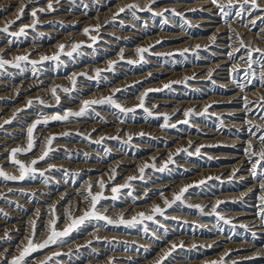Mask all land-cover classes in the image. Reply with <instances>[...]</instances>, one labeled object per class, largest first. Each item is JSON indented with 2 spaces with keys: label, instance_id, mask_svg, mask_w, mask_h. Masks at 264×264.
I'll return each mask as SVG.
<instances>
[{
  "label": "rangeland",
  "instance_id": "rangeland-1",
  "mask_svg": "<svg viewBox=\"0 0 264 264\" xmlns=\"http://www.w3.org/2000/svg\"><path fill=\"white\" fill-rule=\"evenodd\" d=\"M17 1L20 3L17 4ZM203 1L209 0H0V30L8 27L7 32L0 31V58L9 62L0 68V117L2 118H0V170L8 176L17 177L16 180H5L3 176H0V193L3 192L0 194V233L2 234L0 236L2 241H0V257L5 256L4 259L0 258V264H9L14 258H18L27 246L28 239H33L34 244L47 240L51 235L53 219L56 221L55 230L63 231L72 222L69 214L71 217L79 218L85 212L91 211L89 190L92 195L102 197L96 204V211L115 223L108 224L104 220L95 219L87 220L73 230L69 236L59 238L56 243H49L47 247L32 251L25 257L23 264H111L112 261L114 262L112 264H116L113 257L112 260L110 259L116 253L115 256L125 257L122 258V264H157L168 252L171 254L163 259L162 264H175L176 262L180 264L188 262L264 264V221L259 216V213L264 210V204L260 200V197L264 196V190H261L260 184L264 181L254 178L252 174L254 167L257 177L264 174V160L258 155L264 151V143H260L259 140V137L264 135V106H262L264 105V97H262L264 96L262 92L264 91V62H261L259 53L254 51L257 48L264 50V0H257L258 8H253L250 3L244 4V0H232L233 6L226 7V11L230 13L227 17H222L212 0L205 8L200 7L199 3ZM218 2L228 5V0H218ZM49 4L53 6L52 10L48 8ZM132 5L136 7L129 8ZM21 8H23V15L18 16ZM120 8H125V11L119 12ZM31 9L38 13L35 17L38 22L35 24ZM238 11L241 13L239 16L236 15ZM28 12L31 14L28 15ZM103 14L105 17L102 16ZM76 15L79 19L75 18ZM52 16L61 18V20ZM64 16L68 17L65 19ZM86 20V24L79 23ZM215 27L217 31L213 30ZM21 28H24L25 32L19 35ZM85 29L89 30L87 34L84 32ZM64 36L68 40L64 39ZM209 36L212 41L207 40ZM195 37L197 38L194 40ZM217 37L226 38L223 41H217L214 39ZM241 37L242 39H239ZM243 38L245 47H241L240 44ZM247 38L251 39L250 44ZM59 40H61L60 43ZM184 41H188L189 45L183 46ZM224 44L228 45L225 47ZM61 45H64L63 49L60 48ZM74 45L78 47L74 49ZM31 46L35 47L34 52L29 51ZM141 48L148 49V51L139 53L137 50ZM26 49L29 52H26ZM127 49L131 50L130 53H121ZM231 49L234 51L231 52ZM249 49L253 50L251 62L248 56ZM23 55L28 56V61L19 62L20 66L14 67L13 65L17 63L15 57ZM46 56L50 58L58 56V59H42ZM219 59H226L224 79H217L213 77L214 73L209 75L204 70L199 73L189 71L192 67L206 66ZM29 61H34L35 64ZM237 62H240V66ZM149 69L155 70V73L146 75L145 72ZM163 71L167 74L163 75ZM166 85L169 87H165ZM231 86L233 87L230 88ZM238 87L241 88L240 91ZM53 90H55V95H53ZM233 94H236L242 103L240 107L233 105L235 100L226 103L218 102ZM259 94L260 96H257ZM108 97H111L126 111L121 112L112 104L97 103L90 105L84 115H71V113L81 111L84 101H101ZM141 99H143L142 106ZM209 99H214V101L209 103L207 101ZM22 101L25 104H22ZM179 102L182 105L173 110L172 108ZM234 107L240 108L242 114L230 115V113L217 114L216 112L220 109L233 110ZM190 110V115L185 116L184 113ZM255 111L256 114H254ZM65 114H69L66 120L53 119L55 116L63 117ZM4 120L10 122L5 123ZM185 120L187 123L183 122ZM238 122L242 124L237 125ZM34 124L35 128L32 127ZM140 124H142L141 128L137 127ZM149 127L151 128L148 129ZM29 129H32L33 146L31 150L28 148ZM50 129L53 131L49 132ZM150 131L152 134L149 133ZM207 131L215 133L210 135L211 141L204 142V145L197 148L199 149L197 154V151L193 150H197L195 148L200 140L204 141L203 137L208 135H205ZM192 136L193 141L190 140ZM52 137L55 138L49 145L48 140ZM69 144L73 149L68 147ZM162 148L165 151L160 154V157L151 156L155 150ZM17 149L19 151L13 157L11 154ZM45 151L48 155L40 160L39 157ZM230 154L243 160V168L245 166V171L247 170L244 172L245 179L237 180L229 171L221 175L216 171V169L233 163L231 160L234 158L230 159ZM166 156L170 157L169 160L165 159ZM13 159L29 169L23 179H19L21 170L18 164L12 162ZM130 159L135 163L130 166L126 165L125 162H132ZM135 159L142 160L136 162ZM33 160L38 162L33 165ZM115 160H120L122 163L113 166ZM253 162H256L255 166ZM31 169L35 170L31 171ZM199 171L200 174H198ZM92 175H96V178ZM195 176V179H191ZM182 179L183 184L179 183ZM200 181L204 183L200 184ZM88 182H90L89 185ZM164 182L167 185L159 187ZM187 185H193V187L184 193L181 200L172 203L175 195ZM89 186H91L90 189ZM245 186L253 187L252 190L250 189L254 193H252L254 196L252 211L245 203V199L239 197L240 192L244 188L247 189ZM113 188L117 191L113 192ZM143 189L147 191L144 192ZM74 197L76 198L73 199ZM204 199L209 200L204 201ZM53 200L54 204H50ZM165 200L171 203V207L165 204ZM217 201L223 203L217 206ZM155 207H159L163 215L155 213L153 211ZM234 212L247 213L251 219L256 217L253 220L258 223V229L262 231L252 235V231H248L249 226L240 225L239 219H236L237 222L231 219V214ZM140 213H143L145 217L151 216L152 219H144L139 215ZM121 218L124 221H132L135 218L138 222L132 225L121 224L119 223ZM225 219L229 223H225ZM33 222L35 223L34 228ZM212 237L216 239L214 244L209 243ZM227 240H230L229 243ZM237 244L244 246L247 244L245 247L251 246V250H245ZM170 245H176L175 250H170L172 248ZM256 249L259 252L255 255Z\"/></svg>",
  "mask_w": 264,
  "mask_h": 264
},
{
  "label": "bare ground",
  "instance_id": "bare-ground-1",
  "mask_svg": "<svg viewBox=\"0 0 264 264\" xmlns=\"http://www.w3.org/2000/svg\"><path fill=\"white\" fill-rule=\"evenodd\" d=\"M22 1V0H21ZM30 1V0H29ZM57 1V0H56ZM11 2H13V1H11ZM27 2V1H26ZM25 2V3H26ZM51 2V1H50ZM53 2V1H52ZM59 2V1H58ZM208 2H210V0L209 1H203V2H200L199 3V5H200V7H203V8H205L206 6H207V4H208ZM1 3V2H0ZM7 3H9V2H7ZM14 3V2H13ZM18 3H20V2H18L17 1V4ZM24 3V4H25ZM47 3V2H46ZM60 3V2H59ZM63 3V2H62ZM66 3V2H65ZM261 3V2H260ZM38 4V3H37ZM53 4V3H52ZM22 5V4H21ZM54 5V4H53ZM59 5H61V4H59ZM64 5V4H63ZM191 5V4H190ZM196 5V4H195ZM210 5H211V3H210ZM44 6V5H43ZM45 6H48V5H45ZM212 6V5H211ZM42 7V6H41ZM51 7H53V6H51ZM58 7V6H57ZM67 7V6H66ZM193 7V6H192ZM215 7V6H214ZM49 8V7H48ZM209 8H210V6H209ZM17 9V8H16ZM35 9V8H34ZM36 9H38V8H36ZM44 9V8H43ZM47 9V8H46ZM207 9V8H206ZM212 9H213V7H212ZM211 9V10H212ZM215 9V8H214ZM32 10V9H31ZM50 10H52L51 8H50ZM14 11V10H13ZM30 11V10H29ZM40 11V10H39ZM49 11V10H48ZM67 11V10H66ZM208 11V10H207ZM31 12H33V10L31 11ZM53 12V11H52ZM106 12H107V10H106ZM29 13L30 12H28V15H29ZM36 13H37V11H36ZM54 13H57V12H54ZM104 13H105V11H104ZM31 14V13H30ZM38 14V13H37ZM36 14V15H37ZM60 14V13H59ZM68 14V13H67ZM71 14V13H70ZM73 14V13H72ZM78 15H79V13H77ZM81 14V13H80ZM82 14H84V13H82ZM99 15H100V13H98ZM102 14V13H101ZM57 14H55V16H56ZM63 15V14H62ZM85 15V14H84ZM15 16V15H14ZM31 16V15H30ZM55 16H52V17H54L55 18ZM73 16H74V14H73ZM77 16V15H76ZM97 16V15H96ZM101 16V15H100ZM102 16H104V14L102 15ZM258 16V15H257ZM257 16H256V19H257ZM33 17V16H32ZM38 17V16H37ZM51 17V16H50ZM58 17H60L59 15H58ZM55 18V19H60L61 20V18ZM68 16H64L63 18H67ZM71 17V16H70ZM105 17V16H104ZM107 17V16H106ZM49 18V17H48ZM47 18V19H48ZM73 18V17H72ZM75 18H77V19H79V17L77 16V17H75ZM100 18V17H99ZM108 18V17H107ZM253 18V17H252ZM42 19V18H41ZM64 19V20H65ZM95 19V18H94ZM104 19V18H103ZM102 19V20H103ZM255 19V18H254ZM259 19V18H258ZM257 19V20H258ZM263 19V18H262ZM30 20V19H29ZM34 20V19H33ZM43 20V19H42ZM44 20H46V18L44 19ZM54 20V19H53ZM71 20H73V19H71ZM196 20V19H195ZM201 20V19H200ZM246 20V19H245ZM250 20V19H249ZM248 20V21H249ZM63 21V20H62ZM66 21V20H65ZM73 21H75V20H73ZM233 21V20H232ZM247 21V20H246ZM245 21V22H246ZM254 21V20H253ZM41 22V21H40ZM56 22V21H55ZM64 22V21H63ZM71 22V21H70ZM75 22H77V21H75ZM89 22V21H88ZM195 22H197V21H195ZM203 22V21H202ZM262 22V21H261ZM61 23V22H60ZM69 23V22H68ZM79 23H87V20L84 22V21H81V22H79ZM97 23V22H96ZM193 23H194V21H193ZM231 23V22H230ZM229 23V24H230ZM233 23V22H232ZM24 24V23H23ZM52 24H54V22L52 23ZM73 24V23H72ZM76 24V23H75ZM89 24V23H88ZM87 24V25H88ZM221 24V23H220ZM219 24V25H220ZM238 24V23H237ZM247 24H248V22H247ZM61 25V24H60ZM87 25H85V26H87ZM224 25V24H223ZM26 26V25H25ZM225 26H226V24H225ZM227 26H229V25H227ZM236 26V25H235ZM243 26V25H242ZM216 27H218V26H216ZM215 27V28H216ZM221 27H222V25H221ZM231 27H233V26H231ZM241 27V26H240ZM244 27V26H243ZM72 28V27H71ZM213 29L214 31L216 30L217 31V28L216 29ZM236 28V27H235ZM235 28H233V29H235ZM247 28V27H246ZM245 28V29H246ZM261 28V27H260ZM260 28H259V30H260ZM203 29V28H202ZM236 29H238V27L236 28ZM240 29V28H239ZM241 29H243V28H241ZM262 29V28H261ZM55 30V29H54ZM228 30V29H227ZM249 30V29H248ZM73 31V30H72ZM110 30H108V32H109ZM160 31V30H159ZM214 31L212 32V35L214 34ZM219 31V30H218ZM232 31V30H231ZM263 31H264V29H263ZM50 32V31H49ZM55 32V31H54ZM119 32V31H118ZM233 32H235V31H233ZM238 33H240L239 31H237ZM161 33V32H160ZM236 33V32H235ZM71 34V33H70ZM70 34H67V35H70ZM228 34V33H227ZM233 34V33H232ZM251 34H252V32H251ZM258 34H260V33H258ZM216 35V34H215ZM262 35V34H261ZM2 36V35H1ZM70 36H72V34L70 35ZM174 37H178L177 35H173ZM218 36V35H217ZM227 36V35H226ZM229 36H231V34H229ZM233 36V35H232ZM244 36V35H243ZM246 36H247V33H246ZM250 36V35H249ZM65 37V36H64ZM125 37H126V35H125ZM201 37V36H200ZM202 37H204V36H202ZM212 37V36H211ZM261 37V36H260ZM63 37H61V39H62ZM156 38H158L157 36H156ZM197 37H195L194 38V40L196 39ZM226 37H217V38H214V39H216L217 41H223L224 39H225ZM229 38V37H228ZM237 38V37H236ZM245 38V37H244ZM244 38H243V41H244ZM250 38V37H249ZM263 38V37H262ZM64 39H66V40H68V38L67 37H65ZM69 39H70V37H69ZM101 39V38H100ZM151 39V38H150ZM191 39H193V38H191ZM190 39V40H191ZM206 39V38H205ZM210 39V36H209V38L207 39V40H209ZM239 39H242V37L241 38H239ZM246 39V38H245ZM248 39V38H247ZM108 40V39H107ZM110 40V39H109ZM148 40H149V38H148ZM189 40V39H188ZM198 40V39H197ZM203 40V39H202ZM230 40V39H229ZM238 40V39H237ZM251 40V39H250ZM250 40L248 39V41H249V44H250ZM264 40V39H263ZM60 41L61 40H59L58 42L60 43ZM64 41V40H63ZM186 41V40H185ZM184 41V42H185ZM204 41V40H203ZM209 41H212L211 39L209 40ZM57 42V41H56ZM183 42V46L185 45V44H188L189 45V43H187V42H185L184 43ZM194 42H198V41H194ZM208 42V41H207ZM254 42V41H253ZM192 43V42H191ZM202 43V42H201ZM210 43H212V42H210ZM210 43H208V44H210ZM215 43V42H214ZM229 43V42H228ZM231 43H233V42H231ZM63 44V43H62ZM114 44V43H113ZM139 45H140V43H139ZM193 45V44H192ZM212 45V44H211ZM225 45V44H224ZM228 44H226L225 45V47L227 46ZM36 46V45H35ZM41 46H44V45H41ZM48 46H50V45H48ZM138 46V45H137ZM186 46V45H185ZM216 46V45H215ZM251 46V45H250ZM218 47V46H217ZM232 47V46H231ZM231 47H227V48H231ZM28 48V47H27ZM41 48V47H40ZM49 48V47H48ZM223 48H224V46H223ZM234 48H236V47H234ZM2 49H4V48H2ZM24 49H25V47H24ZM34 49H35V47H30L29 48V51H33L34 52ZM36 49H38V47L36 48ZM43 49H44V47H43ZM121 50H122V48H120ZM6 50H7V48H6ZM11 50V49H10ZM120 50V51H121ZM223 50V49H222ZM15 51V50H14ZM23 51V50H22ZM28 50L26 49V52H27ZM28 51V52H29ZM119 51V52H120ZM130 51L131 50H128L127 49V51H121V53H123V54H127V53H130ZM133 51V50H132ZM229 51V50H228ZM231 52H233L234 51V49H233V51H232V49L230 50ZM236 51V50H235ZM118 52V53H119ZM220 52V51H219ZM5 53V52H4ZM24 53V52H23ZM117 53V54H118ZM218 54V53H217ZM223 54V53H222ZM243 54V53H242ZM4 55H6V54H4ZM39 55V54H38ZM247 55V54H246ZM3 56V55H2ZM218 56H220V58L222 57L220 54L218 55ZM226 56V55H225ZM242 55H240V57H241ZM245 56V55H244ZM243 56V57H244ZM0 57H1V55H0ZM117 57V56H116ZM120 57V56H119ZM224 57V56H223ZM235 57V56H234ZM237 57V56H236ZM33 58V57H32ZM114 58V57H113ZM213 58V57H212ZM227 58H229V57H227ZM248 58V57H247ZM34 59V58H33ZM117 59V58H116ZM214 59V58H213ZM224 59V58H223ZM223 59H219V60H217V61H215L214 63H211V64H209L208 63V65H206V66H199V67H195V68H193L192 67V69L191 70H189L190 71V73H199V72H201L202 70H204V71H206V72H208V73H214V75H213V77H215V78H217V79H224L225 78V74H226V72H225V60H223ZM232 59V58H231ZM118 60H119V58H118ZM43 62V61H42ZM227 62H228V60H227ZM235 62V61H234ZM238 64H239V66H240V62H237ZM237 63H232L233 65H236ZM261 63V62H260ZM263 63V62H262ZM227 64V63H226ZM243 64V63H242ZM246 64V63H245ZM247 65V64H246ZM232 66V65H231ZM120 67V66H119ZM231 68H233V67H231ZM155 69V68H154ZM234 69V68H233ZM259 69V68H258ZM264 69V68H263ZM160 70H161V68H160ZM257 70V69H256ZM262 70V69H261ZM259 71V70H258ZM155 73V70H150L149 69V71H147V72H145V74L146 75H149L150 73ZM156 72H157V70H156ZM160 72V71H159ZM231 72V71H230ZM261 72V71H260ZM264 72V71H263ZM161 73V72H160ZM173 73H176V72H173ZM205 73V72H204ZM30 74V73H29ZM33 74V73H32ZM31 74V75H32ZM163 75H166L167 74V72L166 71H163V73H162ZM231 74V73H230ZM35 75V74H34ZM172 75H175V74H172ZM232 75V74H231ZM256 75V74H255ZM4 76V75H3ZM3 76H2V78H3ZM207 77V75H204V77ZM209 76V75H208ZM5 77V76H4ZM199 77H201V76H199ZM202 77H203V75H202ZM201 77V78H202ZM205 77V78H206ZM261 77V76H260ZM17 78V77H16ZM37 78V77H36ZM208 78V77H207ZM214 78V79H215ZM11 79H13L12 77H11ZM47 79V78H46ZM50 79V78H49ZM52 79V78H51ZM65 79V78H64ZM63 79V80H64ZM166 79V78H165ZM165 79H163V80H165ZM167 79H169V78H167ZM204 79V78H203ZM212 79V78H211ZM213 79V80H214ZM240 79V78H239ZM242 79V78H241ZM247 79V78H246ZM37 80V79H36ZM56 80V79H55ZM67 80H68V78H67ZM208 80V79H207ZM213 80L211 81V82H213ZM243 80V79H242ZM251 80V79H250ZM264 80V79H263ZM10 81V80H9ZM18 81V80H17ZM33 81H35V80H33ZM54 81V80H53ZM161 81H162V79H161ZM228 81V80H227ZM239 81V80H238ZM237 81V82H238ZM3 82H5V81H3ZM21 82V81H20ZM25 82V81H24ZM52 82V81H51ZM220 82V81H219ZM224 82V81H223ZM250 82V81H249ZM263 82V81H262ZM12 83H14V82H12ZM17 83H19V81L17 82ZM16 83V84H17ZM31 83V82H30ZM35 83V82H34ZM221 83V82H220ZM229 83V82H228ZM239 83V82H238ZM22 84V83H21ZM32 84V83H31ZM31 84H29V85H31ZM54 84V83H53ZM64 84V83H63ZM82 84V83H81ZM215 84V83H214ZM217 84V83H216ZM225 84V83H224ZM251 84V83H250ZM253 84V83H252ZM3 85V84H2ZM27 85V84H26ZM29 85H28V87H29ZM36 85V84H35ZM34 85V86H35ZM233 85V84H232ZM243 85V84H242ZM241 85V86H242ZM7 86V85H6ZM16 86V85H15ZM18 86V85H17ZM116 86V85H115ZM220 86V85H219ZM226 86H227V84H226ZM240 86V87H241ZM10 87V86H9ZM14 87V86H13ZM31 87V86H30ZM87 87V86H86ZM98 87V86H97ZM223 87V86H222ZM233 86H231L230 88H232ZM243 87V86H242ZM252 87V86H251ZM257 87H261V86H257ZM18 88H19V86H18ZM25 88V87H24ZM70 88V87H69ZM82 88H85V87H82ZM96 88V87H95ZM105 88V87H104ZM190 88V87H189ZM228 88V87H227ZM264 88V87H263ZM12 89V88H11ZM29 89V88H28ZM86 89V88H85ZM236 89V88H235ZM238 89H239V87H238ZM241 89V88H240ZM240 89L238 90V91H240ZM248 89V88H247ZM250 89V88H249ZM256 89H258V88H256ZM255 89V90H256ZM13 90V89H12ZM14 90H16V88H14ZM25 90V89H24ZM80 90V89H79ZM87 90V89H86ZM93 90V89H92ZM100 90V89H99ZM217 90V89H216ZM223 90V89H222ZM260 90V89H259ZM258 90V91H259ZM2 91H4V90H2ZM23 91V90H22ZM43 91V90H42ZM234 91H236V90H234ZM242 91V90H241ZM248 91V90H247ZM8 92V91H7ZM16 92V91H15ZM83 92V91H82ZM89 92H91V91H89ZM96 92V91H95ZM100 92H101V90H100ZM103 92V91H102ZM106 92V91H105ZM243 92V91H242ZM249 92V91H248ZM247 92V93H248ZM255 92V91H254ZM253 92V93H254ZM257 92V91H256ZM255 92V93H256ZM260 92H261V90H260ZM263 92V95H264V91H262ZM261 92V93H262ZM11 93V92H10ZM13 93V92H12ZM24 93V92H23ZM46 93V92H45ZM97 93H99L98 92V90H97ZM236 93H238V92H236ZM252 93V92H251ZM259 93V92H258ZM257 93V94H258ZM4 94V93H3ZM90 94V93H89ZM92 94V93H91ZM215 94V93H214ZM242 94V93H241ZM1 95H2V93H1ZM86 95V94H85ZM97 95V94H96ZM227 95V94H226ZM247 95V94H246ZM4 96H5V94H4ZM7 96V95H6ZM91 96V95H90ZM93 96V95H92ZM240 96V95H239ZM255 96H256V94H255ZM257 96H260V94L259 95H257ZM10 97V96H9ZM13 97V96H12ZM83 97H85V96H83ZM217 97V96H216ZM220 97V96H219ZM221 97H222V95H221ZM225 97V96H224ZM262 97H264V96H262ZM7 98H8V96H7ZM240 98V97H239ZM248 98H249V95H248ZM10 99V98H9ZM57 99V98H56ZM65 99V98H64ZM222 99V98H221ZM253 99V98H252ZM251 99V100H252ZM5 100V99H4ZM125 100V99H124ZM124 100H123V102H124ZM129 100V99H128ZM128 100H127V102H128ZM232 100H235L234 102H233V105H235V106H237V107H240V105L242 104L240 101H239V99L237 98V95L236 94H233V95H228L227 97H225V98H223L222 99V101L220 100V101H218L219 103H226L227 101H232ZM250 100V101H251ZM260 100H261V98H260ZM263 100V99H262ZM130 101V100H129ZM207 101H209V103H211L212 101H214V99H209V100H207ZM206 101V102H207ZM243 101V100H242ZM47 102V101H46ZM54 102V104H56V102L55 101H53ZM72 102V101H71ZM246 102H247V100H246ZM249 102V101H248ZM24 103V101H22V104ZM68 103H70V102H68ZM126 103V102H125ZM165 103H169V102H166L165 101ZM255 103V102H254ZM261 103V102H260ZM21 104V102H20V105H22ZM25 104V103H24ZM29 104V103H28ZM71 104V103H70ZM185 104V103H184ZM263 104V103H262ZM18 106H19V104H17ZM47 105H48V103H47ZM52 105H53V103H52ZM180 105H182V103L181 102H179V104L178 105H176L175 107H173L172 109L174 110L175 108H177V107H179ZM192 105V104H191ZM251 105V104H250ZM253 105V104H252ZM256 105H257V102H256ZM6 106V105H5ZM23 106V105H22ZM25 106V105H24ZM26 106H28V105H26ZM155 106V105H154ZM189 106V105H188ZM253 106H255V105H253ZM3 107V106H2ZM10 107H12V106H10ZM70 107H71V105H70ZM73 107H74V104H73ZM77 107V106H76ZM17 108V107H16ZM19 108H21V109H24L25 107H19ZM68 108H69V106H68ZM255 107H253V109H254ZM10 109V108H9ZM12 109H13V107H12ZM67 109V108H66ZM65 109V110H66ZM71 109V108H70ZM73 109V108H72ZM171 109V110H172ZM250 109H252V108H250ZM260 109V108H259ZM1 110V109H0ZM244 110V109H243ZM246 110V109H245ZM248 111V110H247ZM6 112H8V111H6ZM27 112V111H26ZM66 112V111H65ZM217 112V114H229L230 113V115L231 114H240L241 112H242V110L239 108H235L234 107V109L232 110V109H220L219 111H216ZM249 112V111H248ZM253 112V111H252ZM1 113V112H0ZM68 113V112H67ZM260 113V112H259ZM18 114V113H17ZM242 114V113H241ZM254 114H256V111L254 112ZM253 114V115H254ZM14 115V114H13ZM29 115V114H28ZM33 115H35V114H33ZM262 115V114H261ZM5 116H7V115H5ZM9 116V115H8ZM15 116V115H14ZM20 116H22V115H20ZM51 116V115H50ZM49 116V117H50ZM235 116V115H234ZM233 116V117H234ZM239 116V115H238ZM246 116H248V115H246ZM263 116V115H262ZM35 117H36V115H35ZM252 117V116H251ZM1 118V117H0ZM22 118V117H21ZM37 118H39V117H37ZM43 118V117H42ZM44 118H45V116H44ZM223 118V117H222ZM241 118V117H240ZM250 118V117H249ZM258 118V117H257ZM262 118V117H261ZM2 119V118H1ZM0 119V120H1ZM3 119H5V118H3ZM15 119H17V117L15 118ZM253 119V118H252ZM251 119V120H252ZM255 120H256V118H254ZM22 120V119H21ZM38 120V119H37ZM40 120V119H39ZM49 120V119H48ZM50 120H53V119H51L50 118ZM49 120V121H50ZM58 120V119H57ZM61 120V119H60ZM111 120V119H110ZM229 120V119H228ZM227 120V121H228ZM245 120V119H244ZM248 120V119H247ZM6 121H9V120H6ZM33 121V120H32ZM47 121V120H46ZM95 121V120H94ZM94 121H93V124H94ZM105 121V120H104ZM107 121V120H106ZM258 121H259V119H258ZM4 122H5V120H4ZM37 122V121H36ZM78 122V121H77ZM76 122V123H77ZM88 122V121H87ZM226 122V121H225ZM233 122V121H232ZM242 122V121H241ZM241 122H238V123H236L237 125H240V124H242ZM248 122H250V121H248ZM251 122H253V121H251ZM264 122V121H263ZM20 123V122H19ZM33 123V122H32ZM79 123V122H78ZM81 123H82V121H81ZM96 123H97V121H96ZM227 123V122H226ZM89 124V123H88ZM92 124V123H91ZM90 124V125H91ZM97 124H99V123H97ZM236 124H234V125H236ZM69 125V124H68ZM68 125H65V127L67 126L68 127ZM72 125H74V124H72ZM78 125V127H79V124H77ZM85 125H87V124H85ZM142 124H140V125H137V127L139 126H141ZM222 125V124H221ZM225 125V124H224ZM227 125H229V124H227ZM226 125V126H227ZM263 125V124H262ZM71 126V125H70ZM69 126V127H70ZM76 126V125H75ZM145 126V125H144ZM143 126V127H144ZM243 126V125H242ZM247 126V125H246ZM260 126H261V124H260ZM264 126V125H263ZM11 127V126H10ZM77 127V128H78ZM86 127V126H85ZM95 126H93V128H94ZM220 127V126H219ZM238 127V126H237ZM237 127H235V128H237ZM62 128V127H61ZM60 128V129H61ZM64 128V127H63ZM71 128V127H70ZM88 128H89V126H88ZM105 128H107V127H105ZM110 128V127H109ZM141 128V127H140ZM139 128V129H140ZM151 127H149L148 129H150ZM153 128V127H152ZM227 128V127H226ZM226 128H224V129H226ZM245 128V127H244ZM51 129H55V128H51ZM49 130V132L50 131H53V130ZM57 129V128H56ZM68 129V128H67ZM74 129V128H73ZM76 129V128H75ZM114 129V128H113ZM119 129V128H118ZM117 129V130H118ZM136 129V128H135ZM145 129H147V128H145ZM217 129V128H216ZM238 129V128H237ZM250 129V128H249ZM259 129V128H258ZM4 130V129H3ZM12 130V129H11ZM40 130V129H39ZM59 129H57V131H58ZM63 130V129H62ZM66 130V129H65ZM88 130V129H87ZM106 130V129H105ZM110 130V129H109ZM116 130V129H115ZM152 130V129H151ZM156 130V129H155ZM242 130V129H241ZM245 130V129H244ZM251 130V129H250ZM7 131V130H6ZM5 131V132H6ZM42 131V130H41ZM46 131V130H45ZM44 131V132H45ZM75 131V130H74ZM111 131V130H110ZM145 131H147V130H145ZM158 131V130H157ZM162 131V130H161ZM211 131V130H210ZM210 131H207V132H205V135L206 134H208V135H206V137H203V140L204 141H202V140H200L199 141V143H197V147L195 148V149H197L199 146H202V145H204V142H209V141H211L212 140V138H211V136L210 135H212V134H214V133H212V132H210ZM216 131V130H215ZM220 131V130H219ZM238 131V130H237ZM259 131H260V129H259ZM47 132V131H46ZM46 132H45V134H46ZM48 132V133H49ZM59 132V131H58ZM113 132V131H112ZM245 132V131H244ZM261 132V131H260ZM259 132V133H260ZM264 132V131H263ZM262 132V133H263ZM149 133H151V131L149 132ZM159 133V132H158ZM162 133V132H161ZM238 133V132H237ZM246 133V132H245ZM253 133V132H252ZM38 134H39V131H38ZM43 134V133H42ZM152 134V133H151ZM236 134V133H235ZM239 134V133H238ZM264 134V133H263ZM12 135V134H11ZM107 135V134H106ZM217 135H218V133H217ZM217 135H216V137H217ZM227 135V134H226ZM225 135V136H226ZM234 135V134H233ZM102 136V135H101ZM104 136V135H103ZM157 136V135H156ZM159 136V135H158ZM238 136V135H237ZM248 137V136H247ZM253 138V136H250V138ZM259 137V136H258ZM170 138H172V137H170ZM217 138H219V137H217ZM233 138V137H232ZM4 139V138H3ZM6 139V138H5ZM57 139V138H56ZM63 139V138H62ZM234 139V138H233ZM7 140V139H6ZM191 141H193L194 140V138H193V136H192V138L190 139ZM224 140V139H223ZM235 140V139H234ZM239 140V139H238ZM241 140V139H240ZM249 140V139H248ZM247 140V141H248ZM215 141V140H214ZM251 141V140H250ZM253 141V140H252ZM57 142V141H56ZM61 142V141H60ZM236 142V141H235ZM245 142V141H244ZM257 142V141H256ZM189 143V142H188ZM187 143V144H188ZM226 143V142H225ZM233 143H234V141H233ZM238 143V142H237ZM240 143H241V141H240ZM243 143V142H242ZM250 143H252V142H250ZM254 143H255V140H254ZM261 143V142H260ZM54 144H56V143H54ZM59 144V143H58ZM68 144V143H67ZM66 144V145H67ZM227 144H229V143H227ZM231 144V143H230ZM235 144V143H234ZM244 144V143H243ZM259 144V143H258ZM63 144H61V146H62ZM66 145H64V147L66 146ZM72 145V144H71ZM75 145V144H74ZM56 146V145H55ZM70 146V144L68 145V147ZM262 146V145H261ZM58 147H60V146H58ZM63 147V146H62ZM67 147V146H66ZM71 147V146H70ZM78 147V146H77ZM77 147H74L75 149L77 148ZM181 147V146H180ZM244 147V146H243ZM247 147V146H246ZM72 149H73V147H71ZM161 148V147H160ZM238 148V147H237ZM236 148V149H237ZM248 148V147H247ZM246 148V149H247ZM253 148H255V147H253ZM257 148V147H256ZM263 148V147H262ZM54 149V148H53ZM249 149H251V148H249ZM4 150V149H3ZM167 150V149H166ZM176 150H177V148H176ZM241 150V149H240ZM261 150V149H260ZM0 151H1V149H0ZM163 151H165V149L164 148H162V149H157V150H155L154 151V153H152V157H160V154L163 152ZM171 151H173V150H171ZM178 151V150H177ZM193 151H196V150H193ZM238 151V150H237ZM250 151V150H249ZM254 151V150H253ZM175 152V151H174ZM247 152V151H246ZM1 153V152H0ZM165 153V152H164ZM171 153V152H170ZM205 153V152H204ZM248 153V152H247ZM250 153V152H249ZM252 153V152H251ZM256 153V152H255ZM174 154V153H173ZM179 154V153H178ZM254 154V153H253ZM125 155V154H124ZM124 155L122 156V157H124ZM174 155H177L176 153L174 154ZM234 155V154H233ZM233 155H231L230 154V159L231 158H234L233 160H231V161H233V163L231 164V165H229V166H226L225 165V167H222V168H220V169H216V171L218 172V173H220L219 175H221V174H223L224 172L225 173H228V171L230 172V174H233L236 178H237V180H243V179H245L246 178V176L244 175V172H246L245 171V166H244V168H243V164H242V161L243 160H241V159H238V158H235V156H233ZM236 155H238V154H236ZM240 155V154H239ZM244 155V154H243ZM249 155V154H248ZM162 156V155H161ZM172 156V155H171ZM180 156V155H179ZM247 156V155H246ZM245 156V157H246ZM252 156V155H251ZM126 157H128V156H126ZM168 156H166L165 157V159L167 158ZM236 157H239V156H236ZM244 157V158H245ZM128 158H130V157H128ZM143 158V157H142ZM146 158V157H145ZM170 158V157H169ZM169 158H167L168 160H169ZM241 158H242V156H241ZM249 158V157H248ZM121 159V158H120ZM246 159V158H245ZM48 160V159H47ZM68 160V159H67ZM67 160H66V162H67ZM76 160V159H75ZM131 161H132V159H130ZM133 160H134V158H133ZM136 160V162H138L137 160H139V159H135ZM142 160V159H141ZM141 160H139V162L141 161ZM180 160V159H179ZM183 160V159H182ZM235 160V161H234ZM52 161V160H51ZM54 161V160H53ZM58 161V160H57ZM112 161V160H111ZM248 161V160H247ZM56 162V161H55ZM62 162V161H61ZM64 162H65V160H64ZM84 162V161H83ZM104 162V161H103ZM163 162V161H162ZM161 162V163H162ZM181 162V161H180ZM185 162V161H184ZM70 163H72V162H70ZM87 163V162H86ZM85 163V164H86ZM102 163V162H101ZM111 163V162H110ZM122 163V161H120V160H115L114 162H113V166H118V164H121ZM126 163V165H132V164H134L135 162L134 161H132V162H125ZM142 163V162H141ZM145 163V162H144ZM147 163V162H146ZM246 163V162H245ZM51 164V163H50ZM67 164V163H66ZM65 164V165H66ZM76 164H77V161H76ZM93 164V163H92ZM96 164V163H95ZM112 164V163H111ZM180 164V163H179ZM110 165V164H109ZM142 165V164H141ZM182 165V164H181ZM184 165V164H183ZM253 165L255 166L256 165V162H253ZM53 166V165H52ZM62 166V165H61ZM84 166V165H83ZM99 166V165H98ZM100 166H102V165H100ZM112 166V165H111ZM140 166V165H139ZM189 166H191V165H189ZM224 166V165H223ZM47 167V166H46ZM45 167V168H46ZM76 168H77V165L75 166ZM79 167V166H78ZM87 167V166H86ZM89 167H90V165H89ZM93 167V166H92ZM95 167V166H94ZM104 167V166H103ZM109 167V166H108ZM107 167V168H108ZM238 167H240V169H237ZM251 167V166H250ZM51 168V167H50ZM79 168H81V167H79ZM83 168V167H82ZM81 168V169H82ZM98 168V167H97ZM97 168H94L95 170L97 169ZM99 168H101V167H99ZM105 168H106V166H105ZM111 168H114V167H111ZM116 168V167H115ZM141 168V167H140ZM188 168V167H187ZM249 168V167H248ZM89 169V168H88ZM98 170V169H97ZM112 170H114V169H112ZM87 171V170H86ZM123 171H127V170H123ZM202 171V170H201ZM205 171V170H204ZM211 172V171H210ZM249 173V172H248ZM198 174H200V171H199V173ZM198 174H196V175H198ZM251 174V173H250ZM87 176V175H86ZM85 176V177H86ZM89 176V175H88ZM93 176V175H92ZM218 176V175H217ZM248 176V175H247ZM94 178H96V175L95 176H93ZM199 177V176H198ZM89 178V177H88ZM186 178V177H185ZM196 178V176L195 177H192L191 179H195ZM226 178H228V176L226 177ZM253 178V177H252ZM85 179V178H84ZM135 179V178H134ZM137 179V178H136ZM135 179V180H136ZM178 179V178H177ZM181 179V178H180ZM188 179V178H187ZM186 179V180H187ZM190 179V178H189ZM188 179V180H189ZM223 179V178H222ZM88 180V179H87ZM186 180H185V182H186ZM250 180V179H249ZM83 181H85V180H83ZM89 181V180H88ZM93 181V180H92ZM170 181V180H169ZM169 181H168V183H169ZM171 181H173V180H171ZM170 181V182H171ZM178 181V180H177ZM82 182V181H81ZM91 182V181H90ZM90 182H88V185H89V183ZM183 182V179H182V181H179V183H182ZM243 182V181H242ZM255 182V181H254ZM253 182V183H254ZM250 183H252V181L250 182ZM153 184V183H152ZM156 184H158V183H156ZM183 184V183H182ZM236 184V183H235ZM87 185V186H88ZM141 185V184H140ZM154 185V184H153ZM167 185V183L165 184V182H164V184H160V186L159 187H165ZM249 185H252V184H249ZM257 185V184H256ZM261 185V184H260ZM24 186V185H23ZM83 186V185H82ZM150 186H151V184H150ZM149 186V187H150ZM255 186V185H254ZM15 187V186H14ZM14 187H13V189H14ZM71 186H69V188H70ZM78 187H80V186H78ZM152 187V186H151ZM155 187V186H154ZM158 187V186H157ZM242 187V186H241ZM246 187V186H245ZM29 188V187H28ZM27 188V189H28ZM66 188V187H65ZM64 188V189H65ZM86 188V187H85ZM84 188V189H85ZM247 189H245L244 188V190L242 191V192H240V194H239V197H243L244 199H245V203L249 206V208L251 209V211H252V209L254 208V206H253V192H251V190L253 189V187L252 186H250V188H248V187H246ZM255 188V187H254ZM9 189V188H8ZM26 189V188H25ZM31 189V188H30ZM35 189H36V187H35ZM38 189H39V187H38ZM66 189H68V188H66ZM77 188H75V190H76ZM237 189V188H236ZM241 189V188H240ZM251 189V190H250ZM260 189V188H259ZM20 189L18 188V191H19ZM72 190V189H71ZM144 190V189H143ZM2 191H4V190H2ZM9 191V190H8ZM7 191V192H8ZM17 191V192H18ZM31 191V190H30ZM35 191V190H34ZM61 191V190H60ZM65 191V190H64ZM81 191V190H80ZM147 191V189H145L144 190V192H146ZM236 191V190H235ZM63 192V191H62ZM73 192H76V191H73ZM78 192V191H77ZM143 192V191H142ZM1 193H3V192H1ZM0 193V194H1ZM45 193V192H44ZM58 193V192H57ZM57 193H55V194H57ZM66 193V192H65ZM68 193H69V191H68ZM83 193V192H82ZM235 193V192H234ZM237 193H239V192H237ZM253 193V194H252ZM261 193V192H260ZM46 194H47V192H46ZM70 194V193H69ZM77 194V193H76ZM75 194V195H76ZM230 194H232V193H230ZM257 194V193H256ZM258 194H259V192H258ZM34 195V194H33ZM63 195V194H62ZM74 195V194H73ZM38 196V195H37ZM72 196V195H71ZM79 196V195H78ZM83 196V195H82ZM222 196V195H221ZM230 196V195H229ZM11 197V196H10ZM39 197V196H38ZM43 196H41V198H42ZM54 197V196H53ZM81 197V196H80ZM79 197V198H80ZM161 197V196H160ZM219 197V196H218ZM223 197V196H222ZM225 197V196H224ZM260 197V196H259ZM258 197V198H259ZM262 197V196H261ZM67 198V197H66ZM76 197H74L73 199H75ZM193 198V197H192ZM236 198H237V195H236ZM7 199H9V198H7ZM14 199H17V198H14ZM21 199H24V198H21ZM45 199V198H44ZM47 199V198H46ZM59 199V198H58ZM78 199V198H77ZM194 199V198H193ZM196 199V198H195ZM217 199V198H216ZM219 199H220V197H219ZM238 199V198H237ZM11 200V199H10ZM55 200V199H54ZM54 200L52 201L53 203H50V204H54ZM61 200V199H60ZM69 200V199H68ZM155 200V199H154ZM201 200V199H200ZM203 200V199H202ZM201 200V201H202ZM209 199H204V201H208ZM9 201V200H8ZM7 201V202H8ZM17 201V200H16ZM26 201V200H25ZM57 201V200H56ZM213 201H216V200H213ZM241 201V200H240ZM256 201H257V198H256ZM28 202V201H27ZM37 202V201H36ZM46 202V201H45ZM196 202H200V201H196ZM6 203V202H5ZM24 203V202H23ZM26 203V202H25ZM56 203V202H55ZM62 203V202H61ZM202 203V202H201ZM200 203V204H201ZM205 203V202H204ZM259 203H260V201H259ZM47 204V203H46ZM60 203H58V205H59ZM203 204V203H202ZM243 204V203H242ZM29 205V204H28ZM40 205V204H39ZM43 205V204H42ZM9 206V205H8ZM34 206V205H33ZM38 206V205H37ZM43 206H45V205H43ZM261 207V206H260ZM33 208V207H32ZM39 208V210H40V207H38ZM262 208V207H261ZM11 209V208H10ZM13 209V208H12ZM255 209H257V208H255ZM263 209V208H262ZM0 211H1V208H0ZM34 211V210H33ZM122 212L124 211V210H121ZM120 211V212H121ZM224 211V210H223ZM11 212H12V210H11ZM15 212V211H14ZM218 212H220V211H218ZM228 212V211H227ZM244 212V211H243ZM259 212V211H258ZM3 213V212H2ZM33 213V212H32ZM232 213V212H231ZM249 213V212H248ZM251 213H253V212H251ZM23 214V213H22ZM30 214V213H29ZM224 214V213H223ZM12 215V214H11ZM14 215V214H13ZM16 215H18V214H16ZM15 215V216H16ZM20 216H21V214H20ZM25 216V215H24ZM39 216V215H38ZM228 216H229V214H228ZM260 216V215H259ZM9 217V216H8ZM11 217V216H10ZM9 217V218H10ZM30 217V216H29ZM32 217V216H31ZM1 218V217H0ZM18 218V217H17ZM25 218V217H24ZM256 218V217H255ZM255 218H253V219H255ZM2 219H3V217H2ZM5 219V218H4ZM36 219V218H35ZM231 219L232 220H236V219H239V221H238V223H240V225H244V227L246 226H249L248 228L250 229V230H248V231H252L251 233H252V235H253V233H259L260 231H262V230H260V229H258V223L256 222V221H254L253 219H251L250 217H249V214H244V213H235L234 212V214H231ZM258 219V218H257ZM25 220V219H24ZM2 221V220H1ZM16 221V220H15ZM29 221V220H28ZM34 221V220H33ZM258 221V220H257ZM261 221V220H260ZM236 222H237V220H236ZM20 223V222H19ZM237 223V224H238ZM15 224H17V223H15ZM1 225V224H0ZM19 225V224H18ZM260 225H262V224H260ZM6 226V225H5ZM7 227V226H6ZM5 227V228H6ZM21 228H23V227H21ZM7 229V228H6ZM12 229V228H11ZM10 229V230H11ZM3 230V229H2ZM5 230V229H4ZM10 230H8V232L10 231ZM13 231H15V229L13 230ZM17 231V230H16ZM19 231V230H18ZM246 231H247V229H246ZM4 233H6V232H4ZM20 233V232H19ZM22 233H24V232H22ZM263 233V232H262ZM261 233V234H262ZM2 234L0 233V236H1ZM187 235V234H186ZM221 235V234H220ZM5 236V235H4ZM10 236V235H9ZM179 236V235H178ZM3 237V236H2ZM8 237V236H7ZM15 237V236H14ZM215 237L217 238V236L215 235ZM259 237V236H258ZM3 238H6V237H3ZM185 238V237H184ZM191 238V237H190ZM189 238V239H190ZM0 239H1V237H0ZM10 239H12V238H10ZM175 239H177V238H175ZM188 239V240H189ZM218 239H219V236H218ZM221 239H222V237H221ZM227 239V238H226ZM253 239H257V238H253ZM3 240V239H2ZM206 240V239H205ZM207 240H208V238H207ZM220 240V239H219ZM1 241V240H0ZM83 241V240H82ZM175 241V240H174ZM191 241H192V239H191ZM196 241H198V239L196 240ZM200 241V240H199ZM209 241V240H208ZM228 241V240H227ZM230 241V240H229ZM229 241L227 242V243H229ZM232 241V240H231ZM243 241V240H242ZM242 241H240V242H242ZM2 242V241H1ZM216 242V239L214 238V237H212V239H210V241H209V243L210 244H214ZM233 242V241H232ZM231 242V243H232ZM264 242V241H263ZM8 243H9V241H8ZM169 243H170V241H169ZM172 244H173V242H171ZM179 243V242H178ZM204 243H205V241H204ZM208 243V244H209ZM230 243V244H231ZM191 244H193V243H191ZM72 245H74V243L72 244ZM200 245H202V244H200ZM229 245V244H228ZM236 245V244H235ZM247 245V244H246ZM245 245V246H246ZM263 245V244H262ZM168 246V245H167ZM171 246V245H170ZM186 246H187V244H186ZM189 246V245H188ZM191 246V245H190ZM218 246V245H217ZM226 246V245H225ZM237 246H239V247H241V248H243V249H245V250H248V251H250L251 250V246L249 247H245L243 244H237ZM71 247V246H70ZM172 247V246H171ZM206 247H207V245H206ZM208 247H209V245H208ZM228 247V246H227ZM231 246H229V248H230ZM236 247V246H235ZM253 247V246H252ZM263 247V246H262ZM191 248V247H190ZM225 248V247H224ZM232 248H233V245H232ZM169 249V248H168ZM172 248H170V250H171ZM3 250V249H2ZM11 250V249H10ZM169 250V251H170ZM226 250V249H225ZM257 250V251H256ZM255 251V255L257 254V252H259L258 251V249H256ZM253 251V250H252ZM9 252V251H8ZM260 252H261V249H260ZM3 253H5V252H3ZM2 253V254H3ZM263 253V252H262ZM112 254H114V253H112ZM121 254V253H120ZM250 254V253H249ZM252 254V253H251ZM1 255V254H0ZM115 255H117V253L115 254ZM111 256L110 257V259L113 257V260L115 261V263L116 264H122V258L124 257L123 255H124V253H123V257L121 258L120 257V255L119 256ZM215 255V254H214ZM217 255V254H216ZM258 255H260V254H258ZM126 256V255H125ZM133 256H134V254H133ZM213 256V255H212ZM5 257V256H4ZM4 257H0V258H3L4 259ZM219 257V256H218ZM255 257V256H254ZM125 258V257H124ZM212 258V257H211ZM214 258H215V256H214ZM128 259H129V257H128ZM220 259V258H219ZM109 260V259H108ZM112 260V259H111ZM126 260V259H125ZM147 260V259H146ZM181 260V259H180ZM179 260V261H180ZM214 260V259H213ZM110 261V260H109ZM148 261V260H147ZM146 261V262H147ZM112 263H114L113 261H112ZM111 263V264H112ZM127 263V262H126ZM206 263V262H205ZM88 264V263H87ZM139 264H143V263H139ZM175 264H180V262H176ZM187 264H197V262L195 263V262H188ZM200 264V263H199Z\"/></svg>",
  "mask_w": 264,
  "mask_h": 264
},
{
  "label": "snow or ice",
  "instance_id": "snow-or-ice-1",
  "mask_svg": "<svg viewBox=\"0 0 264 264\" xmlns=\"http://www.w3.org/2000/svg\"><path fill=\"white\" fill-rule=\"evenodd\" d=\"M212 3L217 7V9L219 10V12L222 14V17H227L230 13L229 11H226V7L230 8L233 6L232 4V0H228V5H223L221 3L218 2V0H212ZM251 4V6L253 8H258V4H257V0H244V4ZM136 7L135 5H132V6H129V8H134ZM49 8H51V4H49ZM125 11V8H120L119 9V12H124ZM119 12L117 14H119ZM23 15V8H21V11L20 13L18 14V16H22ZM237 16L241 15V13L238 11L236 13ZM32 16L34 18V24L38 21L35 20V17H36V12L33 11L32 12ZM14 23V21H13ZM0 31H4V32H7L8 31V27H5L4 29L0 30ZM88 29H85L84 32L85 34L88 33ZM25 32V29L24 28H21L20 29V33L19 35H22L24 34ZM159 43V41H158ZM240 44H241V47H245L244 45V42L243 40L240 41ZM64 45H61L60 48L63 49ZM76 45L73 46V48L75 49ZM199 47V45L197 46ZM139 53H143V52H146L148 51V49H145V48H141V49H138L137 50ZM185 51H187V49H185ZM255 52L259 53V57H260V60L261 62H264V50H261L259 48L255 49L254 50ZM252 55H253V50L252 49H249L248 51V56H249V61L251 62L252 60ZM42 59L44 60H47V59H58V56H54V57H43ZM141 59H143V57H141ZM15 60L17 61V63L15 65H13L14 67H19V62H23V61H28V56L27 55H23V56H17L15 57ZM33 64H35L34 61H29ZM9 63L8 61H5L3 60L2 58H0V68H3L5 64ZM129 63H132L131 61H129ZM99 73H97L98 75ZM209 75H211V73H209ZM73 83H75V81H73ZM165 87H169L168 85H166ZM65 91H67L65 89ZM53 95H55V90H53ZM146 95V94H145ZM57 101H58V97H57ZM31 103V102H29ZM97 103H108V104H112L113 106H115L116 108L120 109L121 112H124L126 111L125 109H123L119 104H116L115 101L111 98V97H108V98H105L104 100H101V101H84L83 104L84 106L81 108V111L78 112V113H71V115L73 116H81V115H84L86 113V111L88 110V107L90 105H93V104H97ZM143 105V99H141V106ZM264 106V105H262ZM130 111V110H129ZM190 112H185L184 115L185 116H189L190 115ZM68 115L69 114H65L63 117H60V116H55L53 117V119H64L66 120L68 118ZM10 121H5V123H9ZM184 123H187V120L183 121ZM37 123H40L39 121H37ZM44 123L46 124L47 121H44ZM35 124L32 126L33 128H35ZM55 137H52V138H49L48 140V144L50 145L52 143V140L54 139ZM259 140L260 142L264 143V135H261L259 137ZM29 145H28V148L29 150H31L32 148V129H29ZM249 147H251V145H249ZM19 151V149L17 150H14L12 152V156L15 157L16 155V152ZM197 151V154L199 153V149L196 150ZM48 155V152L45 151L43 153V155H41L39 157L40 160H43L46 156ZM260 158L262 160H264V151H261L259 154ZM13 163L15 164H18L19 167H20V170H21V176L19 177V179H23L24 178V175L27 171H29V169L23 165V164H20V162L18 160H15L13 159L12 161ZM38 161L37 160H33L32 161V164L35 165ZM35 169H31V171H34ZM141 171H143V169H141ZM252 174H253V177L254 178H258L262 181H264V174H261L259 177H257V173H256V170H255V167L252 169ZM0 176H3V178L5 180H16L17 177L15 176H8L7 174H5L2 170H0ZM209 179H211V177H209ZM46 182V181H45ZM200 184H203L204 181H200L199 182ZM91 186H89V189H90ZM193 187V185H187L185 186L184 188L181 189V191L175 195L174 197V200L172 201V203H175V201L177 200H181V198L184 196V193L187 192V190L189 188ZM261 190H264V182L261 183ZM113 192H116L117 189L116 188H113L112 189ZM89 195L91 196V211H87L84 213L83 216L79 217V218H74V217H71V215L69 214V219H71V224L66 227L63 231H57L55 230V219H53L52 221V224H51V227H52V231H51V235L48 237L47 240H45L43 243H38V244H34L33 243V239H28V242H27V246L24 248V250L21 252L20 256L18 258H14L12 261L9 262V264H23L24 260H25V257L27 255H30L32 251H35L37 249H41V248H44V247H47L49 243H56L57 242V239L59 238H63V237H67L70 235V233L75 230L76 228H78L80 225L84 224L85 221L87 220H91V219H95V220H104L106 221L108 224H113L115 223L113 220L109 219L107 216H104V215H101L99 214L97 211H96V204L97 202L99 201V199H101L102 197L101 196H98V195H92L90 190H89ZM260 200H261V203L264 204V196L260 197ZM220 203H223L222 201H217V206L220 204ZM165 204H167L169 207H171V203H169L167 200H165ZM153 211L155 213H158L160 215H163V212L162 210L159 208V207H155L153 209ZM203 210L201 209V212ZM213 211L215 212V208L213 209ZM142 218L144 219H152L151 216H148V217H145L143 213H140L139 214ZM260 218L262 221H264V210H262L260 213ZM220 219H224L223 217H220ZM138 221H136L135 218H133L132 221H124L122 218L120 219L119 223L121 224H128V225H132L134 223H137ZM225 223H229L228 220H224ZM35 226V223L33 222V228ZM33 235H34V232H33ZM176 248V245H172V250H175ZM171 253L168 252V253H165V257H162L160 261L157 262V264H162V261L164 258H166L168 255H170Z\"/></svg>",
  "mask_w": 264,
  "mask_h": 264
}]
</instances>
